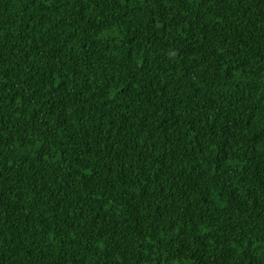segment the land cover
<instances>
[{
  "label": "trees",
  "instance_id": "trees-1",
  "mask_svg": "<svg viewBox=\"0 0 264 264\" xmlns=\"http://www.w3.org/2000/svg\"><path fill=\"white\" fill-rule=\"evenodd\" d=\"M0 264H264V0H0Z\"/></svg>",
  "mask_w": 264,
  "mask_h": 264
}]
</instances>
